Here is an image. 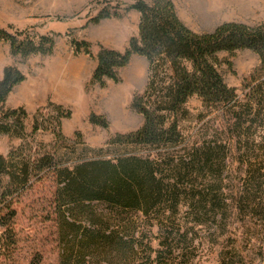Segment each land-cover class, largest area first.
Here are the masks:
<instances>
[{
  "label": "trees",
  "instance_id": "obj_1",
  "mask_svg": "<svg viewBox=\"0 0 264 264\" xmlns=\"http://www.w3.org/2000/svg\"><path fill=\"white\" fill-rule=\"evenodd\" d=\"M139 15L138 35L123 50L98 44L95 56L91 43L72 39L74 51L95 58L89 83L119 82L118 70L133 55L147 61V82L135 93L131 108L142 116L134 131L117 132L106 146L84 144V158L61 166L53 155L37 160L21 154H0V184L6 175L10 183L25 185L34 170L54 174L57 189L55 210L58 226L59 264H194L188 250L196 235L208 237L224 230L230 215L229 196L224 192L223 173L228 145L217 136L192 140L180 122L188 117L185 104L192 97L202 107L217 109L226 117L228 141L235 143L246 164L245 177L233 196L238 212L256 218L264 233V135L257 139L250 130L264 127V77L254 80L244 98L228 86L219 67H231L228 59L237 50L249 49L264 66V22L248 25L225 21L212 32H196L179 18L172 0H132L124 12ZM122 17L117 8L102 7L90 18ZM9 44L13 55L50 54L54 40L42 34L32 39L23 30L0 28V42ZM25 75L14 65H6L0 79V133L15 137L25 134L27 113L22 106L5 105L12 89ZM57 136L60 119L68 117L56 106ZM90 122L108 127L104 116L92 114ZM256 126V127H255ZM40 128L37 120L33 130ZM255 129V130H256ZM146 150L147 155H140ZM156 226L158 246L149 240ZM228 252L217 264H245ZM264 264V248L260 252Z\"/></svg>",
  "mask_w": 264,
  "mask_h": 264
},
{
  "label": "rangeland",
  "instance_id": "obj_2",
  "mask_svg": "<svg viewBox=\"0 0 264 264\" xmlns=\"http://www.w3.org/2000/svg\"><path fill=\"white\" fill-rule=\"evenodd\" d=\"M132 0H0V28L23 30L32 39L45 34L54 40L50 54H34L27 58L13 55L6 42H0V72L6 65L16 66L25 79L7 97L9 108L22 106L27 117L25 134L15 137L0 133V154H21L24 159L37 160L53 155L61 166L84 158V144L90 148L106 146L117 132L134 131L142 125L140 114L131 108L135 93H141L147 82V61L133 55L128 64L118 70L120 81L106 80V85L89 83L96 65L95 58L75 52L71 40L91 43L93 56L98 44L123 51L130 37L138 35L139 15L124 12ZM150 1V0H145ZM179 18L196 32H212L225 21L248 25L264 22V0H172ZM102 7L117 10L122 17L90 22ZM220 60L228 59L231 67L222 63L219 71L225 83L236 89L242 99L249 91L253 78L264 77V66L253 51L237 50L233 55L219 52ZM253 84V83H252ZM68 117L60 119L63 138L56 134V106ZM188 117L180 126L185 136L201 140L217 136L228 145L226 168L223 173L224 192L230 197V215L224 230L208 237L200 231L194 247L188 250L194 264H217L221 253L228 252L245 264H260L264 248V233L256 218L244 215L233 205V196L245 177L246 164L235 143L228 141L226 117L217 109L202 107L201 100L192 97L185 104ZM104 116L108 127L90 122V116ZM40 125L33 130L35 121ZM256 127V126H255ZM256 129V128H255ZM254 127L250 133L257 139L264 127ZM140 155L147 151L139 150ZM57 182L52 172L34 170L23 185L10 183L2 176L0 184V264H59L58 226L55 210ZM232 197V198H231ZM149 240L158 246L157 227L150 228Z\"/></svg>",
  "mask_w": 264,
  "mask_h": 264
},
{
  "label": "crops",
  "instance_id": "obj_3",
  "mask_svg": "<svg viewBox=\"0 0 264 264\" xmlns=\"http://www.w3.org/2000/svg\"><path fill=\"white\" fill-rule=\"evenodd\" d=\"M177 12V11H176ZM178 14V13H177ZM179 16V15H178ZM3 73L0 72V79L2 78Z\"/></svg>",
  "mask_w": 264,
  "mask_h": 264
}]
</instances>
